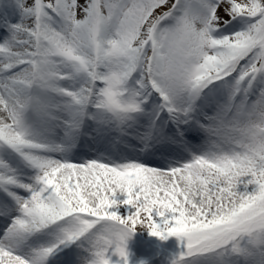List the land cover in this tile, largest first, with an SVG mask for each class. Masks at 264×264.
<instances>
[{
	"label": "snow or ice",
	"instance_id": "6c2138e0",
	"mask_svg": "<svg viewBox=\"0 0 264 264\" xmlns=\"http://www.w3.org/2000/svg\"><path fill=\"white\" fill-rule=\"evenodd\" d=\"M89 130L189 158L73 162ZM0 194V264H129L138 225L264 264V0H0Z\"/></svg>",
	"mask_w": 264,
	"mask_h": 264
},
{
	"label": "rangeland",
	"instance_id": "374dc122",
	"mask_svg": "<svg viewBox=\"0 0 264 264\" xmlns=\"http://www.w3.org/2000/svg\"><path fill=\"white\" fill-rule=\"evenodd\" d=\"M205 140L204 134H200L193 140V144L202 145ZM129 147L124 145L110 146L108 142L97 138L91 130L86 132L80 139L73 151L81 152V156L89 160L104 154L106 156H113L116 158L125 157L128 160H132L130 157L135 147L138 146L136 141H130ZM152 155L160 157L163 160L165 157H169L171 160H187L188 153L185 151L182 145L176 143H165L160 144L152 148ZM200 147L196 148L199 151ZM93 156V157H92ZM92 157V158H91ZM169 159V161H171ZM167 160V159H166ZM77 162V160H75ZM84 162V161H83ZM166 165V164H165ZM164 164L157 167H164ZM23 194V193H21ZM0 198L3 195L0 194ZM123 211V209H122ZM131 211H134L132 209ZM127 214V213H125ZM160 218L157 217V220ZM182 244L178 237L172 236L167 240H161L158 237L152 236L145 228L137 226V231L133 234L132 238L128 241V249L130 252L129 264H171V257L181 250ZM69 256V257H68ZM68 260L64 261L63 264H77L76 253L68 252L62 255ZM118 260V257H113V261Z\"/></svg>",
	"mask_w": 264,
	"mask_h": 264
}]
</instances>
